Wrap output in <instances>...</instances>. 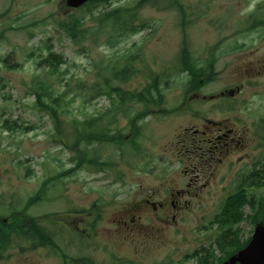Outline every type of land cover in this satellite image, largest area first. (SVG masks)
Returning <instances> with one entry per match:
<instances>
[{"label": "rangeland", "instance_id": "obj_1", "mask_svg": "<svg viewBox=\"0 0 264 264\" xmlns=\"http://www.w3.org/2000/svg\"><path fill=\"white\" fill-rule=\"evenodd\" d=\"M135 1L109 0L100 3L97 10L133 5ZM167 2L162 0L156 7L147 4L143 8L141 18L150 23L147 31L114 49L103 46L101 41L100 45L86 44L87 51H84L55 24L56 19H64L71 13L64 0H0V34L5 32L0 45V216L8 218L15 211L22 218L44 219L47 214L59 211L57 218L43 220L45 228H57L56 223L62 221L70 228H78V232L92 230L86 244L78 240L66 243L60 236L55 243L56 250H32L29 243L16 238L11 247L0 252V264H65L62 255L67 256L68 264L73 259L88 256L95 260L94 264H194L183 262L208 238L199 227L205 219L211 221L219 212L216 209L220 199L217 198L229 193L232 180L239 185L254 168L259 169L258 162L264 156V146H261L264 145V129L256 125L264 118V29L247 30L254 24L253 15L264 17V0H176L174 8L163 9ZM181 9L186 14L185 38L196 61L208 69L209 63L204 61L210 51L216 50L219 55L215 60L213 82L204 83L200 90L192 92H188L191 78L188 79L187 72L177 69L185 39L179 28ZM31 33L35 34L33 39ZM136 43L134 50L140 52V60L135 68L141 73L125 84L115 83L126 91H142L152 78L161 77L162 88L166 89L164 105L151 111H165L162 116L167 117L150 114L143 122L142 135L137 140L140 145L137 156H112L111 152H118L115 146L93 145V150L97 148L95 157L103 160L106 167L101 169L91 164L87 166L90 172L82 167L77 169L71 156L78 155L48 137L54 125L47 113L36 108V95L32 90L33 79L43 69L36 71L34 64L40 60L29 56L38 54L48 45L67 60V65L63 66L65 81L49 82L56 91L67 93L68 100H75L68 107L70 114L64 116V125L69 126L74 118L83 122L88 116H100L111 109L106 96L93 97L92 85L101 82L98 73H105L103 68L107 62L119 59L122 52ZM216 46L219 48L215 49ZM43 54H47L46 49ZM8 58L9 62L23 66L6 69L4 61ZM168 72L170 76L165 75ZM79 81L87 85L83 89L84 99L77 97ZM67 82L71 84L68 90ZM231 89L235 91L227 93ZM223 105L231 106V112H222L225 111ZM180 106L192 114L179 115ZM226 114L231 116L235 138L238 139L241 132L244 136L241 144H231V174L225 184L212 190L208 201V194L198 191L200 182H193L192 187H197L192 190V196L197 194V197L191 199L190 209L184 206L178 213L177 224L165 225L163 221L168 217L165 213H157L156 220L141 209L133 214L136 218L130 216L135 219L134 224L128 221L125 225L129 208L146 199L162 201V195L174 192L173 181L181 185L197 179L196 168L204 156L189 153L175 156L180 146L179 137L191 138L187 128L203 130L202 116L221 120ZM4 120L26 122L37 130L17 134L3 132ZM119 121V129H124L128 119L120 115ZM247 156L250 161L242 165ZM173 161V167L168 168ZM225 165L219 166L221 176L226 174ZM97 170L100 173H95ZM64 172L71 174L56 180L58 173ZM44 188L46 194L43 191L38 202L35 197ZM262 192L254 188L249 197L259 198ZM62 201L66 203L63 205ZM198 201H201L199 205ZM66 207L74 210L73 215L64 212ZM97 207L99 211L95 215L91 211ZM243 211L247 215L254 214L249 206ZM253 225L247 217L237 225L242 242L252 237Z\"/></svg>", "mask_w": 264, "mask_h": 264}, {"label": "trees", "instance_id": "obj_2", "mask_svg": "<svg viewBox=\"0 0 264 264\" xmlns=\"http://www.w3.org/2000/svg\"><path fill=\"white\" fill-rule=\"evenodd\" d=\"M154 2L155 0H137L133 5L118 6L103 11L97 10L100 2H94L74 11L64 19H56L55 24L65 37L84 51H87L86 44L100 45L101 41L103 42V46L114 49L129 38L149 29L150 23L144 21L141 18V14L147 4L154 6ZM181 18L183 19L182 23L186 25V15L184 13L183 15L181 14ZM251 19L255 23L254 25L264 26V17H259L255 14ZM38 24L39 22L33 24V26L36 27ZM4 33L0 34V45L4 40ZM34 36L35 34L31 33L30 37L32 39ZM137 45L136 43L130 49L122 52L119 59H111L110 64L107 62L103 68L105 73H98L101 82L92 85L93 97L106 96L112 104L111 109L106 114L101 113L100 116H88L83 122L74 118L71 120L69 126L64 125V116L70 114L68 107L75 100H68L67 93L56 91L54 85H51L49 82L50 80L54 82L65 81L64 76L66 71L63 70V66L67 65V60L64 55L54 52L48 45H45V48H43L47 50V54H43V49H40L38 54L34 53L29 56L31 59L37 58L40 60L34 64L36 71L43 69L40 75L33 79L32 90L36 95V108L41 112L47 113L54 125L52 133L48 134L53 143L78 155L77 158L84 159L86 162L88 159H94L93 156H89V153L94 152V146L103 144L106 147L115 146L117 149L125 147L134 149L138 147L137 140L142 135L143 129L141 123L150 114H157L153 113L152 109H157L164 105L166 89L162 88L164 82L159 76L152 78V81L142 91H126L115 83L121 82L125 84L132 76L141 73V71L135 68V63L140 60V52L134 50L137 48ZM191 51L186 42H184L180 54L179 72H188V79L191 78L190 82H188V92L200 90L204 83L213 82L215 76L214 63H209L208 69H205L203 65L195 63V58ZM211 51L209 54L215 55L214 50ZM8 60L9 58L4 61L5 67L8 70H14L23 66L19 63H11ZM123 61L125 62L123 63ZM207 72H209V75H207ZM202 80L204 82H201ZM86 86V83L78 82V87L80 88L78 98H85L84 90ZM65 87L68 90L71 84L67 82ZM120 115L128 119V123L124 129H119L118 127ZM1 130L10 134L30 133L36 131L37 127L26 122L19 124L17 120H4ZM126 144L129 146H126ZM91 163L101 169L107 165L96 160H91ZM66 175L68 173L57 175L56 180L63 179ZM258 178H260L259 172H253L247 176L242 186H238L236 191L233 192L234 195L231 196V202L221 210L219 217H222V220L233 218L235 221L227 226L228 229L231 226V229L227 233L225 232L221 236L212 234L209 238V241L216 239V243L222 246L221 253L225 257L220 258L219 263L245 248L249 243V241L241 242L239 231L234 232L232 225L243 220V205L247 201H241L244 194L242 192L246 191V185L255 184L254 180ZM255 185L259 186V182ZM43 191H45V188L35 197V200L38 202L41 199ZM259 217H264L262 211L259 212ZM39 225L40 222L37 219L33 217L22 218L14 211L8 218L0 216V252L6 251L11 247L16 238L29 243L32 250L37 249L41 244L45 247H50L51 245L57 247L55 240L49 239L45 233V229L41 225L39 228ZM53 236L56 237V234H53ZM79 242L83 241L80 240ZM62 256L64 263L67 264V256ZM211 258L212 256L205 257L198 254H189L183 263L199 260L198 264H215L211 262ZM212 260H218V258L213 257ZM85 264H94V261L91 260V262L89 261V263Z\"/></svg>", "mask_w": 264, "mask_h": 264}, {"label": "flooded vegetation", "instance_id": "obj_3", "mask_svg": "<svg viewBox=\"0 0 264 264\" xmlns=\"http://www.w3.org/2000/svg\"><path fill=\"white\" fill-rule=\"evenodd\" d=\"M222 107L224 108V110L226 109L222 112H231V106ZM224 117L225 118H222L221 120H211L202 116V122H204L202 124V126L204 127L203 130L202 128L197 129L196 127H194L193 129L187 128V130L191 131V138L187 140L184 136L179 137L180 140L178 141V143L180 144V146H178L179 149L177 151V154L175 152L171 153L172 155L176 154L175 156H180L187 153L193 156H204V160L196 168V172L199 173V175H197V179H194L195 181L192 180L191 183L189 182L187 184L181 185L178 182L173 181L172 184L175 185L174 192L167 195H162V201H153L146 199L139 205L135 206L136 208L133 207L132 210L126 211V218H124L125 225H127L126 220H129L132 224H134L135 219L130 218V216L132 214H136V212L139 213L141 209H144L148 213L151 212L152 214H155V212H160V214L163 215L165 213L168 216L163 221L165 225L171 222H175L178 217V213L183 210V207L186 206V209H190V205L192 203L191 199L197 197V194L192 196V190L196 189L197 187V185L196 187H192L193 182H200V184L198 185V191H202L203 194H210L212 190H214L219 184H225L226 179L231 174V144H239L240 141L235 138L236 133L233 128L231 129L230 114H226ZM241 134L244 135V133H240L239 135ZM242 138V136L239 137L240 140ZM174 164L175 161L170 162L167 167L172 168ZM222 164H226L225 167L227 169L226 174L223 176L220 175L219 170V166ZM262 165L264 167V156L262 157ZM162 171L163 173H166L165 169H163ZM178 174L180 175V172H178ZM185 175L188 176L187 174ZM199 204L200 203H198V205ZM222 219L223 218L221 217H215L211 221H206L205 219L199 228L201 229V232H205L207 234L209 232H215L217 230L225 233V225L230 224L231 219ZM75 229L73 228V231H75ZM138 231L139 230L137 228V232ZM68 234H72V231L70 229Z\"/></svg>", "mask_w": 264, "mask_h": 264}, {"label": "water", "instance_id": "obj_4", "mask_svg": "<svg viewBox=\"0 0 264 264\" xmlns=\"http://www.w3.org/2000/svg\"><path fill=\"white\" fill-rule=\"evenodd\" d=\"M92 0H66V5L78 9ZM224 264H264V225H258L251 243Z\"/></svg>", "mask_w": 264, "mask_h": 264}]
</instances>
